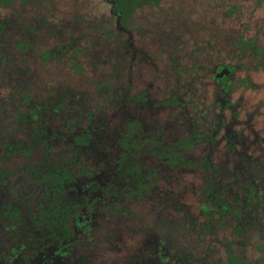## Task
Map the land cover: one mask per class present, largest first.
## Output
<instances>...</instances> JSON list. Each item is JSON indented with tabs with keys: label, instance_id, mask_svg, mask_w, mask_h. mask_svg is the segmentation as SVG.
Masks as SVG:
<instances>
[{
	"label": "rangeland",
	"instance_id": "rangeland-1",
	"mask_svg": "<svg viewBox=\"0 0 264 264\" xmlns=\"http://www.w3.org/2000/svg\"><path fill=\"white\" fill-rule=\"evenodd\" d=\"M130 21L122 25L113 14L111 0H47L37 5H16L15 9L0 8V125L4 121L3 124H10L6 131H13L12 123H16L19 112L27 118L33 102L40 107L44 101L70 105L80 97L84 98L80 100L83 114L101 105L95 122L107 123L104 129H111L112 134L105 139L116 137L114 132L121 131L131 116L148 122L152 132L162 126L163 142L170 143L188 135L193 128L204 132L211 129V117L216 114L224 125L215 133L208 150L210 157L223 166H219V181L224 177L234 190L249 179L261 194L264 70L255 68V61L240 50L242 43L238 40L251 37L254 46L264 49V0H158L155 5L135 9ZM27 40L30 44H19ZM45 51L54 53L43 58ZM118 62L123 70L120 74L114 71ZM222 64L235 65L227 92L213 76ZM104 81H111L114 87L110 96L105 93L109 96L106 100L100 97L106 88L95 86ZM126 87L130 97L145 93L146 100L128 107ZM225 95L229 101L220 113L214 102ZM45 108L48 114L49 107ZM73 114L63 112L49 120L66 124ZM21 122L15 135L25 138L29 122ZM229 139L233 148H227ZM199 143L191 153L198 166L171 168L164 164L161 177L156 178V189L151 190L159 198L150 193L145 200L130 203L131 213L140 218V223L135 220L117 224L123 231V240L118 242L122 250H111L109 258H115L112 264H127V253L131 264H148L145 259L152 249L139 251L144 234L138 229L153 230L151 222L157 218L176 221L174 225L178 226L172 236L175 235L173 243L180 247V253L199 239L202 247H212V263H226L228 241L233 243L232 255H243L249 261L264 257V243L257 238V228L245 230L250 244L241 251L243 236L232 231L235 225L213 223L214 235L208 231L200 236L187 230L194 226L198 231L205 217L200 202L206 180L199 159L208 144ZM235 168L241 169L238 178ZM154 208H159L156 214ZM105 219L98 215L97 227L103 226L108 232L115 227L109 224L113 217ZM252 224L257 226L255 217ZM96 230L94 237L99 238L101 233ZM168 249L166 252H171ZM199 254L202 256L203 250L194 246L193 257ZM91 256L93 263L99 262L94 252ZM175 257L172 250L170 258ZM39 259L40 255L33 263ZM20 263L17 260L11 264Z\"/></svg>",
	"mask_w": 264,
	"mask_h": 264
},
{
	"label": "flooded vegetation",
	"instance_id": "flooded-vegetation-1",
	"mask_svg": "<svg viewBox=\"0 0 264 264\" xmlns=\"http://www.w3.org/2000/svg\"><path fill=\"white\" fill-rule=\"evenodd\" d=\"M8 67L10 71L15 72V68ZM234 67L235 65L222 64L213 73L224 92L230 88L229 79ZM259 69L264 70L261 67ZM118 71L123 73L122 67ZM111 83V81L110 83L104 81L95 85L97 89L106 88L100 94L103 100L108 99L114 91ZM107 89L110 90L107 92ZM126 90L128 96L125 100L128 107L138 106L146 100L145 93L132 98L128 87ZM105 93L109 96L107 97ZM82 99L84 98L78 97L76 101L70 103V106L62 105L61 102L49 104L44 101L43 106L40 107L39 103L33 102L34 106L27 116L29 130H26L25 138L15 135V130L19 129L22 122L12 123L15 126L13 131H6L10 124H3L4 121L0 125V264L16 263L17 260H21L20 264H99L100 261L112 264L115 258H109L111 250L119 252L122 250L118 242L123 240L121 237L123 231L119 230L120 227L117 224L135 220L140 223V218H134L135 216L131 213L130 203L143 201L150 193L155 198H159L156 191L153 193L151 190L157 184L156 178L161 177L164 164L170 165L171 168L189 167L190 164L198 166L195 162L197 160H193L191 153L202 141L208 144L206 154L203 153L199 159V164L204 171L203 179L206 180V184L202 186V200L209 192V185L216 183V190L223 189L226 197L232 194L230 196L232 201L236 197L234 203L239 213H242L245 204L239 203V200L245 197L244 186L249 179H244L240 186L231 190V185L224 182V177L219 181L221 164L210 157L208 150L214 141L215 133L224 125L221 117L214 114L211 117V129L205 132L193 128L188 135L170 143H164L161 137L162 126L152 132L148 122L129 116L122 130L114 132L116 137L105 139V136L111 133V129L107 131L104 129L107 123L95 122L97 111L102 108L101 105H96L83 114ZM228 101V95L215 100L214 103L220 109V113L225 107V102ZM57 105L59 106L56 107ZM46 106L49 107V115L45 111ZM53 108H56V112ZM63 112L66 115L74 113L68 116L70 119L66 124L50 122L49 117L52 118V115L59 117ZM89 112L91 116L87 117ZM81 133L87 137L78 138ZM158 134L162 140L158 138ZM196 135H198L197 138H195ZM232 143L233 141L229 139L227 148H233ZM165 151L174 153L175 159L168 161ZM178 154L180 159L177 158ZM204 160L211 161L213 165H205ZM216 164L217 171H215ZM240 171V168L234 169L236 178L239 177ZM250 184L253 186L251 181ZM252 191L256 208L249 207V211L253 209L252 215H255L256 221L257 216L263 217L264 188L261 194H258L260 192L258 187L253 186ZM230 198L228 201L232 203ZM202 200L200 210L204 214ZM159 202L160 199H158V206ZM159 207L162 209L161 205ZM158 209L154 208V214ZM227 214L229 218L233 213ZM98 215L104 216L106 221L113 217V221L109 224L115 227L108 229V232L103 226L99 229L96 222ZM219 215L216 213L214 218ZM242 218L243 215H240L239 220L224 218L223 223L225 226L226 223L242 224ZM157 219L151 222L153 230L143 229V227L138 229L141 234H144L141 244L143 247H140L139 251L142 253L145 248L152 249V254L145 259L148 264H184V262L186 264H220L210 261L212 247H202L204 245L199 239H194L195 242H191L189 249L180 253V247L173 243L175 235L172 236V230L178 226L174 225L176 221L168 218ZM206 222L210 223L211 220L206 219L205 216L200 226ZM214 222L217 221L213 220ZM223 223L221 222L220 226ZM96 229L101 233L99 238L94 237ZM187 230L193 234L198 232L200 236L206 235L208 231L214 235V231L209 229L204 231L202 226L198 231L194 226H189ZM229 244L233 243L227 242L226 245L230 249V251L227 249V253L230 252L232 255L233 249ZM194 246L203 250L202 256L199 254L193 257ZM168 248L175 253V259L170 258L171 252H166ZM242 249L243 238L241 237L239 250ZM93 252L97 255L96 258H99L98 263L92 262ZM38 255H40L39 262L33 263ZM3 256L11 258L3 261L1 259ZM128 256L130 257L128 253L125 254L124 259L127 264H131ZM232 256L235 257V255ZM243 257L242 255L240 258ZM227 259L228 255H226V263Z\"/></svg>",
	"mask_w": 264,
	"mask_h": 264
},
{
	"label": "trees",
	"instance_id": "trees-1",
	"mask_svg": "<svg viewBox=\"0 0 264 264\" xmlns=\"http://www.w3.org/2000/svg\"><path fill=\"white\" fill-rule=\"evenodd\" d=\"M111 1H112L113 14H116L119 17V21L122 23V25H127L131 22L130 18H131V15L133 14V12L135 11V9H137L143 5H155L158 3V0H111ZM261 1H263V0H261ZM42 2H47V0H0V8L15 9L16 5H19V6H25L27 4L37 5V4H40ZM238 42L242 43L240 50L244 54L248 53L251 60L255 61V67L256 68L261 67L264 69V49L261 48L260 46H254V40L251 37H249L247 39H242L240 37ZM19 44L24 46L25 44L28 45L30 43L27 40V41H24L22 43L19 42ZM53 52L54 51H52V52L45 51L43 58L51 56V54ZM115 69H116V74H119L120 71H118V70L121 69V63L120 62L116 63ZM105 85L107 87L106 83H105ZM109 90L110 89H107L106 91L108 92ZM27 97H28V95H27ZM58 106L59 105H57L56 107H58ZM53 109H54V112H56V108H53ZM22 115H24V114L22 112H19V116H17V118H18L17 121L21 122L22 120H24V121L28 122V118H25L26 116L24 115V117H23ZM32 115H34L33 112H32ZM90 116H91V112H89L87 117H90ZM86 137H87V135H84V133H81V135L78 138L85 139ZM197 137H198V135H196L195 138H197ZM178 144H180V143H178ZM165 153L168 155V161H172L176 157V155L172 152L165 151ZM177 158L180 159L179 154H178ZM204 162H205V165L206 164H210V166L213 165V163H211V161L207 162V160H204ZM217 169H218V165L216 164L215 165V171H217ZM216 185H217L216 183L209 185V188H210L209 192L205 195V198L202 200L201 206H202V210L206 216V219L211 220L210 223L206 222V223L202 224V228L204 229V231L206 229H209L212 232L215 231L214 229L211 228V225L213 224V220H216L217 222H214V223L217 224L218 226H220L221 222L223 223L224 218L225 219L232 218L233 220H235V219L239 220L240 215H243L242 224H236L234 226V229H233V231L236 232L238 235L243 236L242 237L244 239L243 240V249L247 245L250 244L249 240L245 239V237L249 235L248 232H246L245 230H251L252 228H257L258 233H259L258 235H259L261 241L264 243V224L262 225V221H264V207H263V213H262L263 217L261 215L256 217V219H257L256 223L260 224V226L259 225L256 226V225L252 224L254 217L252 218V216H251L252 213H249L254 208H256V205L254 204V201L252 198L253 186L250 184V180H247L245 182V186H244V188H246L245 189V191H246L245 197L243 198V200H239V203L245 204L244 209H243L241 214L239 213L238 207H236V204L234 203L236 197L232 201V203L229 202L228 199L230 198V196L232 194H230V195H228V197H226V195L223 193V191H224L223 189H218V190L215 189ZM257 206H258V204H257ZM249 207H252L253 209H251L249 211ZM216 213H219L220 215L217 216L216 218H214ZM227 213H230V214L233 213V214L231 215V217L228 218ZM227 249L230 251L229 246L227 247ZM10 258L11 257H5V256L1 257V259H3V261L4 260L8 261V260H10ZM254 262L256 264H264V257H259L257 260L249 261L245 257H243V258H240L238 256L233 257L231 255V253L228 252V259H227L226 264H254ZM198 264H200V263H198Z\"/></svg>",
	"mask_w": 264,
	"mask_h": 264
}]
</instances>
